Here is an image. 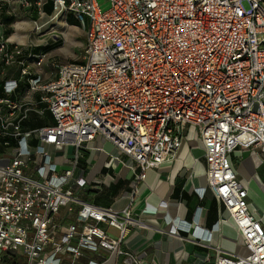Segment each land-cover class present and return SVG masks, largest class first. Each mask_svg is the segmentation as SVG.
<instances>
[{
  "label": "built area",
  "instance_id": "built-area-1",
  "mask_svg": "<svg viewBox=\"0 0 264 264\" xmlns=\"http://www.w3.org/2000/svg\"><path fill=\"white\" fill-rule=\"evenodd\" d=\"M108 1L102 10L97 0H0V264L12 256L74 264L85 252L100 257L86 264L113 254L140 264L119 244L129 226L144 224L129 206L119 212L81 198L80 150L98 136L133 159L143 181L175 158L188 127L206 163V185L195 191L224 206L248 251L212 245L220 220L205 228L166 214L168 234L212 249L207 263L264 264V226L230 160L239 147L264 153V0ZM69 13L85 28L82 50L74 62L51 64L57 73L47 80L32 38L54 35ZM46 113L52 123L23 129ZM79 209L64 229L56 223L61 210Z\"/></svg>",
  "mask_w": 264,
  "mask_h": 264
},
{
  "label": "crops",
  "instance_id": "crops-1",
  "mask_svg": "<svg viewBox=\"0 0 264 264\" xmlns=\"http://www.w3.org/2000/svg\"><path fill=\"white\" fill-rule=\"evenodd\" d=\"M46 6L49 11V4ZM13 7L16 13L22 16L24 12L15 4ZM67 16L63 17L61 22H57L60 24L56 26H64ZM0 20L4 21L5 17L0 16ZM21 22L27 25L26 21ZM56 26L54 35L43 36L48 39L46 45L49 44V39L58 41ZM65 26L68 27L67 23ZM82 28L85 36V28L83 26ZM32 41L35 46L29 50L43 53L46 57L41 68L44 78L47 80L53 78L57 72L53 70L51 64L59 63L52 56L53 51L37 49L42 46L33 38ZM46 114L45 118L32 114L30 119L24 122L23 129L52 123L49 113ZM230 160L237 179L247 190L249 210L264 226V153L259 149L239 147L230 155ZM79 166L80 170L77 173L82 170L87 181L80 189L82 199L119 212L129 206L132 216L144 224L129 226L128 232L119 244L121 250L130 252L140 264H211L204 261V255L213 254L212 249L197 244L190 234H186L189 240L168 234L170 226L165 222L166 214L172 219L190 222L198 218L199 225L205 228H210L220 220V228L214 235L212 245H217L228 253H240L233 245L243 247L241 238L224 206L211 192L207 191L200 198L195 191L196 188L206 185L204 151L196 129L188 127L175 158L147 169L143 181L137 180L140 174L139 165L98 136L88 143L86 148L80 150ZM161 202H165L166 207H161ZM81 213L80 209L75 213L61 210L55 221L64 229L67 224L75 222ZM100 227L112 237L117 238L119 235L114 227H108L106 224H101ZM229 227L236 231V238L225 235V229ZM89 258L100 259L95 254L85 252V255L74 264H86ZM105 259L107 261L103 264H125L123 255L113 254L110 257L107 255ZM19 261L22 264V258H19ZM64 261V264H68V258Z\"/></svg>",
  "mask_w": 264,
  "mask_h": 264
},
{
  "label": "rangeland",
  "instance_id": "rangeland-1",
  "mask_svg": "<svg viewBox=\"0 0 264 264\" xmlns=\"http://www.w3.org/2000/svg\"><path fill=\"white\" fill-rule=\"evenodd\" d=\"M98 4L100 5L102 10H106L109 7V1L108 0H97ZM264 3V2H262ZM244 6L247 7V4L244 3ZM67 26H56L57 33L59 35L58 41L49 39V44L46 45V38H38L33 37V40L42 46L41 48L43 51L51 52L52 56L55 57L56 62H59L58 64L66 63V62H74L78 60L80 52L82 50V46L84 43V32L82 31V24L79 20L74 18L72 13H69L67 16ZM61 22V21H59ZM60 24V23H57ZM55 28V29H56ZM75 28V29H74ZM78 28V29H76ZM47 36V35H46ZM22 42H25V40L22 38ZM57 42V43H56ZM48 114H46L47 116ZM45 118V117H44ZM48 118V117H47ZM225 235L229 238H236L237 234L236 231L233 228H226L225 229ZM237 252H240L241 254H246L247 249L241 246H235L233 245Z\"/></svg>",
  "mask_w": 264,
  "mask_h": 264
},
{
  "label": "trees",
  "instance_id": "trees-1",
  "mask_svg": "<svg viewBox=\"0 0 264 264\" xmlns=\"http://www.w3.org/2000/svg\"><path fill=\"white\" fill-rule=\"evenodd\" d=\"M4 260H5V259H4ZM9 263H10V264H21L20 261H19V259L16 258L15 256H12V257H11V260H9Z\"/></svg>",
  "mask_w": 264,
  "mask_h": 264
},
{
  "label": "bare ground",
  "instance_id": "bare-ground-1",
  "mask_svg": "<svg viewBox=\"0 0 264 264\" xmlns=\"http://www.w3.org/2000/svg\"><path fill=\"white\" fill-rule=\"evenodd\" d=\"M20 41H21V39H20Z\"/></svg>",
  "mask_w": 264,
  "mask_h": 264
}]
</instances>
